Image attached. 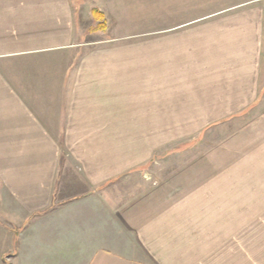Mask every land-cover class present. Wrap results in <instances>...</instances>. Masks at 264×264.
Listing matches in <instances>:
<instances>
[{
	"label": "crops",
	"instance_id": "obj_1",
	"mask_svg": "<svg viewBox=\"0 0 264 264\" xmlns=\"http://www.w3.org/2000/svg\"><path fill=\"white\" fill-rule=\"evenodd\" d=\"M74 6L0 0V264H264V243L217 239L234 216L218 175L264 189V7L83 49ZM236 123L205 162L125 189Z\"/></svg>",
	"mask_w": 264,
	"mask_h": 264
},
{
	"label": "rangeland",
	"instance_id": "obj_2",
	"mask_svg": "<svg viewBox=\"0 0 264 264\" xmlns=\"http://www.w3.org/2000/svg\"><path fill=\"white\" fill-rule=\"evenodd\" d=\"M74 1L76 30L83 49L102 46L107 41L106 39L114 36H130L160 31L162 30V21H165V24H175V22L183 24L215 16L247 4L264 7V0ZM96 9L103 13V19H98L93 15V10ZM103 22L106 25L104 29H101L100 25ZM261 110L263 108L251 110L249 114L240 119V122H246ZM241 125V123H236L225 127L221 126L212 133L207 132L201 137L180 141L163 152L155 153L145 167L146 173H134L130 176V181L127 180V177L124 178V182L129 184L128 186L125 185V189L139 188V182L147 178L146 174L152 176L153 179L149 178L151 180L164 179L184 169L186 165L204 161L207 158L204 155L211 146L222 144L226 140L227 133ZM220 165L224 166V164ZM218 180L220 184L228 185L226 187L219 186L218 193L220 194L218 195L226 197L222 200L234 202L229 205L233 208V218L218 219L217 221L218 228L223 229L224 226L228 228L227 231L223 232L218 230L217 239L219 242L224 243L227 238L228 241L232 238L235 243H264V201L258 204L261 197L264 199V189H261L260 198H258L252 196L248 190L244 191L243 187H230L231 182L227 181V178L221 179L218 175ZM238 183L242 184L243 182H232L235 185ZM241 209L246 211L243 217L240 214L236 215ZM230 220H233V228L229 224ZM231 232H233V237H229Z\"/></svg>",
	"mask_w": 264,
	"mask_h": 264
},
{
	"label": "trees",
	"instance_id": "obj_3",
	"mask_svg": "<svg viewBox=\"0 0 264 264\" xmlns=\"http://www.w3.org/2000/svg\"><path fill=\"white\" fill-rule=\"evenodd\" d=\"M93 15L96 17V18H101V19H103L104 17H103V13H101L99 10H93ZM105 25H106V23L105 22H103L101 25H100V28L101 29H104L105 28Z\"/></svg>",
	"mask_w": 264,
	"mask_h": 264
}]
</instances>
